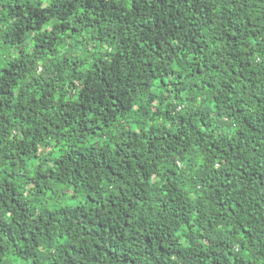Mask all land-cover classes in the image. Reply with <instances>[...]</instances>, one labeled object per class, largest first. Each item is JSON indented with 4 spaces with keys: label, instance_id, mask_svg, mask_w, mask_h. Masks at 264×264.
<instances>
[{
    "label": "trees",
    "instance_id": "obj_1",
    "mask_svg": "<svg viewBox=\"0 0 264 264\" xmlns=\"http://www.w3.org/2000/svg\"><path fill=\"white\" fill-rule=\"evenodd\" d=\"M0 264H264V0H0Z\"/></svg>",
    "mask_w": 264,
    "mask_h": 264
}]
</instances>
